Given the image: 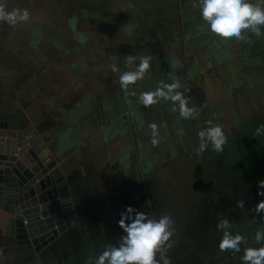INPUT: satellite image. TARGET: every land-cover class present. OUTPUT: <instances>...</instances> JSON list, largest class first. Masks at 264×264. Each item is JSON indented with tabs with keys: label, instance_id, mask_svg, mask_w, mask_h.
<instances>
[{
	"label": "crops",
	"instance_id": "crops-1",
	"mask_svg": "<svg viewBox=\"0 0 264 264\" xmlns=\"http://www.w3.org/2000/svg\"><path fill=\"white\" fill-rule=\"evenodd\" d=\"M5 8L27 9L30 18L14 26L0 22V57L18 54L17 66L25 69L0 79V121L30 127L41 138L59 166L75 220L43 245L0 235V264L85 263L84 206L94 212L100 204L124 205L147 173L182 155L181 143L193 142L209 120H225V130L264 100V36L221 39L202 19L198 0H6ZM127 55L151 60L143 79L125 90L115 81L130 70ZM174 81L196 108L195 119L181 118L170 100L139 102L141 93ZM195 144L186 148L199 139ZM171 149L178 151L168 156ZM157 150H167L159 151L166 155L161 164L149 157ZM86 176L83 190L78 177Z\"/></svg>",
	"mask_w": 264,
	"mask_h": 264
},
{
	"label": "rangeland",
	"instance_id": "rangeland-1",
	"mask_svg": "<svg viewBox=\"0 0 264 264\" xmlns=\"http://www.w3.org/2000/svg\"><path fill=\"white\" fill-rule=\"evenodd\" d=\"M16 55L18 54L8 53L3 59L0 57L2 81L6 79L8 81L10 75L14 74L9 71L12 69L23 72L21 75H24L25 69L20 65L17 66ZM11 62V67L5 65V63L10 65ZM250 105L245 113L242 110V117L235 126L224 130L226 136L231 138L236 136L235 140H237L241 133H252L249 140H253L257 129L260 128L259 123L255 122L256 116L264 117V100L259 98V101ZM11 115L16 122L22 118L14 108ZM224 122L225 120L222 119L216 121V124L221 125ZM196 141H198L197 134L194 135V141L188 145L194 147ZM250 141L247 142L248 145ZM181 144L185 146L180 149L183 150V154L157 167L158 170L153 175L147 173L142 189L136 191L124 205L100 204V208L94 212H89L90 205L84 206L81 212L83 227L79 233L81 249L85 251L88 260L85 263L80 260L79 264H94L93 258L106 250L107 245L116 244L124 235L118 221L121 213L126 211L128 206L143 211L151 218L159 219L162 215H169L172 218L176 231L170 238L173 247L166 253L171 258V264H245L241 259L244 249L261 246L260 243L255 242V232L264 229V214H257L255 211L258 202L252 190L258 189V184L257 178L252 175L254 158L249 164L250 172L245 173L241 160L237 159V163L227 162L230 157L225 154L224 148L222 152H216L209 144L202 154L197 155L199 145L190 149L186 148L188 145L184 142ZM245 145L242 139L235 142L236 147ZM159 151L167 152V150H157L154 156L149 157L161 164L162 158L166 155L159 154ZM176 151L178 150H169L168 156L174 155ZM145 169L148 170L147 166ZM87 179L89 176L78 177V181L81 180L79 183L83 182L81 183L83 190L86 189ZM239 200H244L243 208L237 207ZM223 219L229 220L232 225L229 229L231 233L246 237L240 245V252L219 249L223 230L217 229L216 225ZM44 252L51 254L52 251ZM39 260L48 262L46 257H40Z\"/></svg>",
	"mask_w": 264,
	"mask_h": 264
},
{
	"label": "clouds",
	"instance_id": "clouds-1",
	"mask_svg": "<svg viewBox=\"0 0 264 264\" xmlns=\"http://www.w3.org/2000/svg\"><path fill=\"white\" fill-rule=\"evenodd\" d=\"M200 15L206 22L209 30L221 39L236 38L244 39V33L251 31L256 37L264 36L261 28L264 27V0H198ZM30 18L27 9L12 8L6 10L3 2H0V22L9 25H16L20 22H27ZM139 60L138 64L134 62ZM151 57L148 55L134 57L126 56V67L130 70L123 71L115 81L125 90L138 80L143 79L149 69ZM175 66V65H174ZM113 71H118L113 67ZM180 88L179 81L171 84L161 82L155 91L143 92L139 95V102L150 106L163 98L173 102L172 111H178L183 119H195L198 115L195 107L188 106V100L182 92L176 91ZM208 127L198 132L199 146L197 155L202 154L211 144L216 152H222L227 143V136L223 127L213 124L211 120ZM152 144L159 143L157 125L151 124ZM264 128V126H261ZM261 131L257 129V133ZM257 195L264 197V179L257 182ZM244 200L237 201V207L243 208ZM257 214H264V199L255 205ZM119 227L123 230L122 235L116 244H109L101 254L96 256L94 264H171V258L166 255L173 247L171 237L175 233L174 221L169 215H162L159 219L151 218L143 211L128 206L126 211L121 213L118 221ZM217 229L223 230L219 241L221 251L231 250L240 252V245L246 237L240 234H233L229 231L232 227L229 220H219ZM255 242L260 247H246L241 257L245 264H264V229L255 232ZM118 245V246H117ZM159 254V259H157Z\"/></svg>",
	"mask_w": 264,
	"mask_h": 264
},
{
	"label": "water",
	"instance_id": "water-1",
	"mask_svg": "<svg viewBox=\"0 0 264 264\" xmlns=\"http://www.w3.org/2000/svg\"><path fill=\"white\" fill-rule=\"evenodd\" d=\"M57 174L59 166L36 132L0 121V235L43 245L75 220L70 199L64 200L65 181Z\"/></svg>",
	"mask_w": 264,
	"mask_h": 264
},
{
	"label": "trees",
	"instance_id": "trees-1",
	"mask_svg": "<svg viewBox=\"0 0 264 264\" xmlns=\"http://www.w3.org/2000/svg\"><path fill=\"white\" fill-rule=\"evenodd\" d=\"M256 124L260 126L261 131L259 133H256L254 135V138L252 141H250V136L252 133H246V134H240L239 137L236 139L231 138L230 136H227V143L224 145L225 154H228L230 158H228L227 162L230 163H237V159L241 160L242 164L245 168V173L250 172L251 169H249V164L251 159L254 158V164H253V174L257 178V182L264 179V128L261 126H264V117L257 115L256 116ZM240 139L244 140L246 145L244 147H236L235 142L239 141ZM250 139V140H249ZM250 141L251 143L248 145L247 142ZM246 177V176H244ZM257 190H252L253 194L257 198V202H259L261 199H264V197H260L257 195ZM105 248V245H104ZM102 251V250H101Z\"/></svg>",
	"mask_w": 264,
	"mask_h": 264
},
{
	"label": "built area",
	"instance_id": "built-area-1",
	"mask_svg": "<svg viewBox=\"0 0 264 264\" xmlns=\"http://www.w3.org/2000/svg\"><path fill=\"white\" fill-rule=\"evenodd\" d=\"M261 31L264 32V27L261 28ZM253 34L250 30L244 33V36L247 37L248 35Z\"/></svg>",
	"mask_w": 264,
	"mask_h": 264
},
{
	"label": "flooded vegetation",
	"instance_id": "flooded-vegetation-1",
	"mask_svg": "<svg viewBox=\"0 0 264 264\" xmlns=\"http://www.w3.org/2000/svg\"><path fill=\"white\" fill-rule=\"evenodd\" d=\"M193 239V238H192Z\"/></svg>",
	"mask_w": 264,
	"mask_h": 264
}]
</instances>
